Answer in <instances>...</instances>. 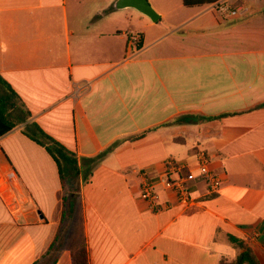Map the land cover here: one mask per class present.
<instances>
[{
  "label": "crops",
  "instance_id": "obj_1",
  "mask_svg": "<svg viewBox=\"0 0 264 264\" xmlns=\"http://www.w3.org/2000/svg\"><path fill=\"white\" fill-rule=\"evenodd\" d=\"M116 1L0 0V77L24 105L11 111L22 122L0 137V264H36L58 234L56 264H72L82 241L90 264H220L245 251L230 237L264 264V107L255 109L264 103V0L183 3L177 13L154 4L156 22ZM184 114L225 115L162 126ZM32 123L79 158L115 145L79 179L65 221L66 189L52 156L25 134ZM199 151L224 179L219 193L199 182L192 205L163 192L171 205L149 208L140 170L157 174Z\"/></svg>",
  "mask_w": 264,
  "mask_h": 264
},
{
  "label": "trees",
  "instance_id": "obj_2",
  "mask_svg": "<svg viewBox=\"0 0 264 264\" xmlns=\"http://www.w3.org/2000/svg\"><path fill=\"white\" fill-rule=\"evenodd\" d=\"M220 1L222 0H183V3L185 6L194 7L218 4ZM137 47H142L140 37L139 41L137 42ZM0 87L4 89L3 92H0V137H2L11 132L19 123L22 122L15 120L11 111L19 104H21V106L24 105L22 104L19 96L2 77H0ZM262 107H264V103L257 106L255 109ZM24 113L27 115L26 111H24ZM224 115L212 117L205 115L184 114L163 124L162 126L180 125L190 122H208L217 118L220 119ZM24 132L32 140L43 146L52 156L58 166L60 178L67 193L64 199L62 219V221H65V219L75 211L80 193L79 179H82L83 182H87L100 162L107 156L109 152L113 150L115 145L95 156L79 158L75 152L70 151L62 143L47 134L36 123H32L30 127L24 130ZM148 132L149 130L143 132L142 134L133 136L131 140H140L144 138ZM65 231H68L67 226ZM60 238L61 235L59 236L58 234L54 243L50 246L46 254L36 264H56L58 262L62 252ZM230 240L241 248H245V251L242 252L234 261L227 262L222 260L220 264H260L252 249L248 248L243 242L234 237H230ZM72 264H90L89 251L85 241H82L81 244H79L72 251Z\"/></svg>",
  "mask_w": 264,
  "mask_h": 264
},
{
  "label": "built area",
  "instance_id": "obj_3",
  "mask_svg": "<svg viewBox=\"0 0 264 264\" xmlns=\"http://www.w3.org/2000/svg\"><path fill=\"white\" fill-rule=\"evenodd\" d=\"M139 36L133 35L131 43H137ZM212 159L206 151L195 154L194 162H180L170 158L163 170L157 174L149 169L140 170L141 199L154 211H161L171 205L162 201V193L171 194L177 204L188 207L195 202L192 192L199 182L205 183L210 194H218L224 179L212 170Z\"/></svg>",
  "mask_w": 264,
  "mask_h": 264
},
{
  "label": "water",
  "instance_id": "obj_4",
  "mask_svg": "<svg viewBox=\"0 0 264 264\" xmlns=\"http://www.w3.org/2000/svg\"><path fill=\"white\" fill-rule=\"evenodd\" d=\"M116 9L134 8L148 16L152 21L159 19V14L155 11L149 0H117L114 4Z\"/></svg>",
  "mask_w": 264,
  "mask_h": 264
},
{
  "label": "rangeland",
  "instance_id": "obj_5",
  "mask_svg": "<svg viewBox=\"0 0 264 264\" xmlns=\"http://www.w3.org/2000/svg\"><path fill=\"white\" fill-rule=\"evenodd\" d=\"M149 2L152 6L155 4L158 10L167 11L169 13H177V11L183 9L182 0H149ZM72 232L76 237H80L81 233H79V230L74 231L73 229Z\"/></svg>",
  "mask_w": 264,
  "mask_h": 264
}]
</instances>
